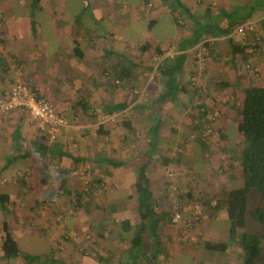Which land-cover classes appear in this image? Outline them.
Masks as SVG:
<instances>
[{
	"label": "crops",
	"instance_id": "obj_1",
	"mask_svg": "<svg viewBox=\"0 0 264 264\" xmlns=\"http://www.w3.org/2000/svg\"><path fill=\"white\" fill-rule=\"evenodd\" d=\"M77 1L40 0L34 5L33 0H0V96L20 76L71 122V127L62 134L64 137L54 141L49 140L38 123L29 119L24 109L11 111L0 122V264H210L211 260L212 264H242L241 232L235 239L228 238L230 217L225 206L217 211L204 208L203 217L198 221L189 220L190 208L184 207L185 219L176 224L165 223L158 240L146 231L139 243L133 244L134 234L142 223L136 188L141 166H146L150 188L159 203L149 167L156 148H161L167 138L160 130L153 141L156 147L152 148L149 134L152 121L146 128L148 144L143 152L128 153L136 146L134 143L123 146L125 142L119 141L114 136L115 130L107 126H102V131L108 134H100L97 123L83 126L85 129L80 132L89 135L79 141L78 148L72 149L67 136H77L75 133L82 126L75 125L71 115L98 118L99 113L108 115L105 105L128 102L129 88L114 89L117 80L114 69L130 67L124 60V57L129 58L127 44L150 43L152 47L140 53L142 56L149 51L156 52L155 43L160 45L164 53H156L159 64L179 52L178 43L191 37L195 21L185 14V25L178 26L168 6L169 0ZM219 2L217 6L216 1L212 3L211 0H183L190 13L203 20H207V8L211 6L213 17L222 25L227 23L226 16L221 13L223 9L236 13L233 19L250 16L249 22L256 23L262 36L263 43L257 53L259 59L263 58L264 0ZM233 38L231 32L228 36L207 39L210 40L208 46L200 42L184 51L182 83L185 81L187 85L189 75L198 70L197 56L192 58L189 53L194 48H201L204 57L217 46L220 53L228 54L232 65L236 64L238 53L234 54L232 47L238 42ZM171 44H174L172 54L163 48ZM225 61H218L209 68L203 63L201 69L207 85L209 78L222 79L218 68ZM158 76L160 83L153 100L134 106L139 126L144 118L152 117L153 120L158 111L154 102L165 91L164 81ZM195 97H204L203 90L195 89L192 93L189 90L187 96L180 95L175 101L161 104L162 116L185 112L188 110L185 101ZM80 101L87 107L78 103ZM122 127L116 134H129L130 130ZM104 138L109 141L98 142ZM146 154L151 156L148 160L143 156ZM82 156L86 159L78 161L77 157ZM105 158L121 161L123 165L113 167ZM86 162L93 165L94 178L107 182L105 198L99 202H94L95 188L93 196L89 193L88 202L76 199V194L83 190L73 176L74 170ZM54 163H61L67 171L59 175V180L52 176ZM62 178L65 179L63 187ZM68 196L73 200L74 211L65 219L62 213L66 206L61 198L64 200ZM156 207L158 210L164 208L160 204ZM89 228L93 231V240L86 239ZM7 232L17 246V252L11 255L3 250ZM207 241L228 242L229 248L224 253L214 252L205 247ZM202 252L211 254L206 262L200 258Z\"/></svg>",
	"mask_w": 264,
	"mask_h": 264
},
{
	"label": "rangeland",
	"instance_id": "obj_2",
	"mask_svg": "<svg viewBox=\"0 0 264 264\" xmlns=\"http://www.w3.org/2000/svg\"><path fill=\"white\" fill-rule=\"evenodd\" d=\"M69 1L71 3H73V1L78 2L77 0ZM215 1L216 5L219 6V0ZM215 1L211 0L212 3ZM180 20L182 25H185V17H181ZM247 21L249 22L251 20L248 19ZM239 25L240 24L235 25L233 29L235 30ZM254 26L255 30L258 31L255 22L253 23V27ZM164 28L165 26L161 29L163 30ZM100 30H102V28H100ZM232 36H234L233 40L236 42L245 41L243 36L234 33V31H232ZM114 45L116 44L114 43ZM139 46L140 43L126 45L129 58L135 63L132 70L134 75L132 74L131 77L129 76L130 78L126 77V79H120V82H116L114 86V89L118 87H127L130 89L128 99V104H130L129 108L112 115L99 113L98 118L71 115L70 119L73 120L75 125H82L79 127L78 133H75L77 136L67 134L72 149L78 148L81 140L85 139L83 137L89 135L88 132H86V134L80 132V130L85 129L83 126L86 124L92 125L94 123L107 126L111 129L113 128L115 130L114 136L118 137L119 141L125 142L123 146L127 147L128 144L131 146L134 143L136 146L133 150H129L128 153L143 152L147 148L148 132L146 128L149 126V123H151L152 117L144 118L142 122H139L141 123L139 126L135 118L136 111L134 106L139 103L149 104L153 100V95L156 94L158 89L157 86L160 83V77L158 76L159 74L156 68L159 56L154 51H149L145 56H142ZM173 46L174 44H171L163 48L165 52L168 51L172 54L174 49L171 47ZM192 51L189 53L192 58L197 56L196 63L198 64V70L189 75L187 85L191 93L194 92L195 89H202L204 97H202L203 99L195 97L192 101H185L188 110L183 113L174 114L170 117H168V115L164 116L161 133L167 138V141L161 148H156L155 157L150 161L152 165L149 167V172L152 178L155 179V181H153V189L157 196L156 198L159 200L158 204L164 206V208L168 209L170 212L175 213L179 211L181 213L179 221L185 219L182 214L183 211L178 195L179 192H185L189 188L193 190L196 200L191 204V219L189 218V220L198 221L203 217L204 209H202L203 206L200 202L203 193L218 192L229 177H232L233 181H230L228 184L234 187L240 185L238 180L241 179V171L238 161L237 159L232 161L230 158L235 154L238 155L239 150L242 148L243 139L237 132V123L239 121L238 111L244 97V89L253 85H264V57L259 59L258 51L248 53L247 59L238 54L236 57L237 62L234 65H232V61L228 54L225 55V52L220 53L217 46L214 51L212 50V52L207 53L204 57L202 56L201 48H194ZM201 57L203 59H201ZM256 57L258 59H255ZM225 59V64L221 66V68H217L222 79L230 86L224 89L216 87L215 83L222 81L219 77L209 78L207 85L204 72L201 69L203 63L209 68L215 65L216 62H221ZM207 75H210V72H207ZM183 82L185 83V81ZM203 105H206L207 109L203 108ZM198 106L200 107L197 108ZM124 118L135 122L133 124L135 130L132 131L131 129L129 134L120 132L117 135L116 133L120 126H123L122 121ZM220 131L224 132V139L220 138ZM79 135L81 138H79ZM70 136H72V139ZM122 136H124V139H122ZM126 136H128L129 139H127ZM166 136L172 138L168 139ZM59 137L61 138L64 136L61 135ZM199 140H204L209 143V149L205 154L202 153L199 144H197ZM107 141L109 140L104 138L99 139L98 142ZM231 150H234V152ZM121 151L122 149H120V152ZM143 156L147 160L151 157H148L147 154ZM230 162H232L231 165ZM58 169H63L61 163H54L51 171L53 173V179L55 180H59V175H55ZM76 169L74 170L76 174L73 176L76 178L80 190L91 193L92 189L95 188L94 202H99L105 198L108 189L107 182H103L104 180H102L96 185L92 183V179L95 175L93 165L90 162H86L81 165V168L77 167ZM254 193V191L250 193L249 198L254 195ZM66 198L67 199L64 200L61 198L62 203L66 206L62 213L65 219L74 211L71 204L73 203L72 198L69 196ZM95 199L97 201H95ZM86 200H88V197L84 199V201ZM252 207L253 206L250 205L248 209ZM247 221V227L243 231L255 233L262 232L263 228L260 224L253 221L250 217ZM86 232V239L93 240V231L89 228ZM240 232L239 237H241L242 234V231ZM261 247L262 256L258 264H264V244H262ZM200 256L202 261L206 262V259L211 257V254L208 252L204 254L202 252ZM200 258L198 260L201 262ZM210 264H212V260Z\"/></svg>",
	"mask_w": 264,
	"mask_h": 264
},
{
	"label": "trees",
	"instance_id": "obj_3",
	"mask_svg": "<svg viewBox=\"0 0 264 264\" xmlns=\"http://www.w3.org/2000/svg\"><path fill=\"white\" fill-rule=\"evenodd\" d=\"M40 0H33L36 5ZM249 6V3H247ZM168 6L170 7L174 21L178 26L182 25L181 17L188 15L190 19L195 21V28L191 37L182 39L177 49L179 52L173 57H166L157 66L159 75L162 77L165 85V91L158 97L156 105H158V111L153 118L149 127V134L152 142V148L156 147V143H153L156 136L159 134L164 117L162 116L161 104L169 101H175L180 95L187 96L189 94V88L185 83L181 81V73L184 71V64L186 55L185 52L189 48L197 46L200 42L205 46L210 44L212 38H219L228 36L234 31V26L237 24H243L251 19L250 16L244 18L233 19L236 16L234 12H227L222 10V14L226 16L227 23L222 25L213 17V11L211 6L207 8V20L199 19L190 13V9L183 3V0H169ZM254 7V6H253ZM150 23L149 27L151 28ZM255 38H258L253 43ZM262 36L255 30V26L248 33L244 42H238L233 45L234 54H240L243 58L248 57V48L253 46L254 51L261 49ZM152 45L148 42L139 46L141 53H146ZM153 49L158 54L164 52L160 48V45H155ZM125 61L129 63L130 67L126 66L123 69H114L117 76V80L126 79L132 74L133 66L135 63L127 57H124ZM215 86L221 89L230 86L225 81H219L215 83ZM244 97L238 111L239 121L237 123V132L242 136V148L239 150L238 155L231 156V160L237 159L238 165L241 171V179L238 180L240 185L237 187L228 186V183L232 180L229 177L224 182L221 191L213 193H207L202 195L200 202L203 206L202 209L209 207L210 210L217 211L223 206L226 207L230 217V227L228 232V238L230 240L235 239L238 236V232L242 231L240 241L243 250L242 264H258L259 259L262 256V247L264 244V85H253L246 87L243 91ZM87 107L84 101L78 102ZM129 107L128 102H118L113 104H107L104 106V111L108 115H112L117 112L126 110ZM164 107V105H163ZM57 110V108L55 107ZM58 111V110H57ZM133 121L124 118L122 125L129 130L133 129ZM102 125L98 128L100 134H108V132L102 131ZM220 138L224 139L225 134L220 131ZM202 153H206L209 149V143L204 140L197 141ZM234 152V150H231ZM78 161H84L85 157H77ZM76 159V160H77ZM108 164L113 167L122 166L121 161L105 158ZM232 162H230V165ZM231 167V166H229ZM60 177L62 173L67 172L64 168L58 169ZM94 179V180H93ZM92 183L100 182L99 179L93 178ZM65 179L62 178L61 187L64 186ZM63 185V186H62ZM137 199L139 203V213L141 217V225L138 227L137 232L134 234L133 244L136 246L142 238L144 232L149 231L155 239L160 238V230L165 223H173V212L163 208L157 209V201L154 198L153 191L150 188V181L146 173V166H141L139 169V180L136 183ZM255 192L249 198L250 193ZM84 195V196H83ZM182 209L184 207L191 208V204L195 202V194L191 188L185 192L178 193ZM89 197V193L85 190L80 191V194H76L78 201H84ZM262 197V198H261ZM215 201V202H214ZM85 202V201H84ZM86 202H88L86 200ZM214 202V203H213ZM91 203V202H89ZM253 206L248 209V206ZM251 218L256 223L260 224L263 228L261 233H255L251 231H243L247 227L248 218ZM128 224V223H127ZM205 247L211 251L224 253L229 248L228 242H205ZM3 250L7 255H11L17 252L16 242L12 239L7 232L3 241Z\"/></svg>",
	"mask_w": 264,
	"mask_h": 264
},
{
	"label": "built area",
	"instance_id": "obj_4",
	"mask_svg": "<svg viewBox=\"0 0 264 264\" xmlns=\"http://www.w3.org/2000/svg\"><path fill=\"white\" fill-rule=\"evenodd\" d=\"M252 29L253 23L246 22L237 26L234 33L246 39ZM257 40L258 38H255L253 43ZM252 51H254L253 46L248 48V52ZM116 82L119 81L116 80ZM16 109L26 110L29 119L38 123L40 129L51 141L56 140L71 127L69 117L65 113L57 111L53 104L39 96L20 76L14 80L10 89L0 96V122ZM70 138L72 139V136ZM55 175H59L58 170ZM180 218L181 213L176 211L172 219L173 224L178 223Z\"/></svg>",
	"mask_w": 264,
	"mask_h": 264
}]
</instances>
